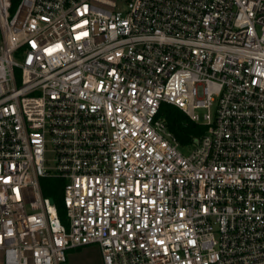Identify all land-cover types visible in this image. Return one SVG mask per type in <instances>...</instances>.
Here are the masks:
<instances>
[{
	"label": "built area",
	"instance_id": "1",
	"mask_svg": "<svg viewBox=\"0 0 264 264\" xmlns=\"http://www.w3.org/2000/svg\"><path fill=\"white\" fill-rule=\"evenodd\" d=\"M14 1L0 264L94 244L104 264H264V0ZM164 102L206 126L191 146ZM44 177L64 180L67 223Z\"/></svg>",
	"mask_w": 264,
	"mask_h": 264
},
{
	"label": "trees",
	"instance_id": "2",
	"mask_svg": "<svg viewBox=\"0 0 264 264\" xmlns=\"http://www.w3.org/2000/svg\"><path fill=\"white\" fill-rule=\"evenodd\" d=\"M159 118L164 119L169 129L176 135L180 144L187 148L191 146L197 137L206 131V126L200 125L180 108L169 103H162ZM43 193L51 196L58 208L62 220L66 217V207L63 201L64 180L58 177H44L41 180Z\"/></svg>",
	"mask_w": 264,
	"mask_h": 264
},
{
	"label": "rangeland",
	"instance_id": "3",
	"mask_svg": "<svg viewBox=\"0 0 264 264\" xmlns=\"http://www.w3.org/2000/svg\"><path fill=\"white\" fill-rule=\"evenodd\" d=\"M14 4L16 6V0ZM203 112V110H200V114ZM48 157L51 158L52 156L48 155ZM64 222L67 223V217H65ZM64 264H104L101 248L99 245L94 244L74 249L69 253L68 259Z\"/></svg>",
	"mask_w": 264,
	"mask_h": 264
}]
</instances>
